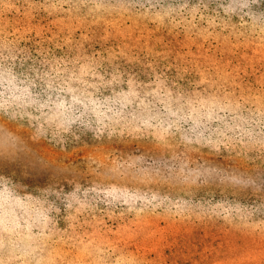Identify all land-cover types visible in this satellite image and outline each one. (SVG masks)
Here are the masks:
<instances>
[{
	"label": "rangeland",
	"instance_id": "374dc122",
	"mask_svg": "<svg viewBox=\"0 0 264 264\" xmlns=\"http://www.w3.org/2000/svg\"><path fill=\"white\" fill-rule=\"evenodd\" d=\"M183 2L186 22L162 38L168 48L198 33L166 65L176 85L115 92L95 116L120 111L109 132L51 128L0 101V264H264V223L229 218L210 248L209 229L190 218L201 196L243 203L264 188V0ZM99 88L78 93L96 99ZM67 187L65 207L47 202Z\"/></svg>",
	"mask_w": 264,
	"mask_h": 264
},
{
	"label": "trees",
	"instance_id": "16d2710c",
	"mask_svg": "<svg viewBox=\"0 0 264 264\" xmlns=\"http://www.w3.org/2000/svg\"><path fill=\"white\" fill-rule=\"evenodd\" d=\"M189 5L183 0H0L1 104L12 110L23 109L42 122L50 118L51 128L53 125L60 128L62 122V129L75 127L80 133H104L111 125L107 120L119 118L120 111L115 109L114 117L95 116L98 117L105 102L113 103L115 92L126 91L127 84L141 89L146 83L147 87L176 85L171 80L174 69L167 70L166 65H174L175 55L180 57V45L198 33L181 31L177 39L182 43L176 46L174 42L168 48L165 44L169 34L166 41L162 38L167 29L169 32L171 22L181 26L186 22L181 17H188L178 13L184 9L181 6L188 9ZM166 10L175 12L170 22L163 14ZM148 19L152 26L165 30L155 33L146 29ZM237 52L241 60L246 58L240 50ZM162 56L164 59L159 60ZM146 63L156 73L154 78L147 77ZM138 72H144L146 77ZM165 75L168 77L163 79ZM133 79L139 83H132ZM105 81L119 84L106 92L99 88V83ZM93 86L103 90H98L96 99L89 91L79 95V89L85 91ZM216 118L214 115L213 120ZM255 150L264 157L262 145ZM9 181V187L17 184L14 179ZM260 183L264 187V178ZM71 189L67 187L60 195L53 194L47 202L65 207L70 198L65 196ZM250 196L243 203L234 198L222 203L223 199L219 202L217 197L207 201L203 196L201 204L192 203L196 213L190 218L209 229L210 248L222 242L225 234L222 225L229 218L241 216L247 221L257 219L258 224L264 223V188ZM100 199L96 197V201ZM165 213L161 209L156 212L159 217ZM238 240L235 236L234 242Z\"/></svg>",
	"mask_w": 264,
	"mask_h": 264
}]
</instances>
